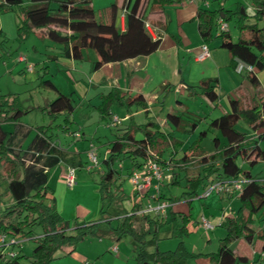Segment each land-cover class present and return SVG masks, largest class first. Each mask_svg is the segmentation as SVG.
<instances>
[{
	"label": "trees",
	"instance_id": "trees-1",
	"mask_svg": "<svg viewBox=\"0 0 264 264\" xmlns=\"http://www.w3.org/2000/svg\"><path fill=\"white\" fill-rule=\"evenodd\" d=\"M1 1L3 3L0 4V11L14 10L18 16L19 34L27 36L33 29L44 28L46 37L60 46L62 55L72 59H80L83 49H92L97 57L92 63L93 68H98L104 63L149 54L159 44V33L155 31L156 36L153 38L144 27L145 20L139 10L141 0L125 1L122 30L116 25L114 3L109 5L108 16L104 20H96L91 0ZM175 1L179 0H150L149 9L161 10L165 5ZM251 3L253 6L251 14H248L241 4H237L234 11L225 9L221 5L216 9L198 7L195 14L196 28L203 43L207 44L214 38L218 39L219 46L229 53L232 67L234 58H238L251 64L255 70H260L264 67V26H258L256 22L244 23V21L249 17L255 21L264 18V0H251ZM219 18L226 23L234 18L238 30L236 40L231 39L228 31L216 34V21ZM254 69L252 72H245V77L256 93L258 81ZM197 88L208 100L213 101L217 98L216 84H212L211 80H201ZM120 98L119 93L112 91L104 95L96 107L98 112L108 115L107 109L110 103ZM138 98V95L134 96L131 101ZM257 100L256 104L243 108L237 99H228L229 111L211 118L208 122V127L215 128L225 139V143L219 145L217 137H213L212 141L217 151L198 160L199 164L206 160L218 161V167H213L209 163L202 167V174L200 172L185 178L188 189L186 194L195 198L198 196V186L204 189L207 177L216 171L219 173L218 178L244 177L237 194L240 206L234 216H225L222 219L220 225L226 233L212 253L192 254L186 251L181 236L186 230L185 223L190 219L186 214L171 210L175 198L169 200L171 204L163 216L143 214L145 228L143 227L141 231L134 228L131 213L122 214L115 210L108 212L119 176L118 170L113 168V163L126 158L131 170L140 169L149 156L158 160L156 150L166 149L163 133L149 120L140 125L132 124L110 143L108 156L102 160L103 168L99 176L100 212L102 217L105 213L106 217L116 220L115 226L109 230L111 236L119 239L126 233L130 234L131 253L135 264H191L190 259L198 256L207 257L212 264L245 263L247 257L235 253L229 247V243L238 238H242L248 245L253 244L256 238H260V252H264V233L253 230L251 218V215L264 204V146L259 144L261 139L264 140V94L262 93ZM70 105L69 97L60 95L48 103L47 112L51 118H54L60 112H69ZM19 112L24 113L26 110L21 108L15 97H2L0 180L6 181L3 195L8 202L0 206V232L8 227L10 235L23 234V226L39 225L41 234L33 237L34 245L30 256L33 259L32 264H48L55 258L54 254L57 250L64 249L69 255L83 237L96 235L98 221L75 220L71 227L73 232L68 233L66 231L69 223L58 213L53 200L52 203H44L47 192L45 186L47 169L58 161L65 162L70 167L80 166L81 163L77 160L76 152L62 149L50 141L49 134L46 133L51 129L49 125L36 127L31 138L28 139L31 128L18 120L16 115ZM166 118L175 122L180 117L175 113L167 112ZM240 118L250 128L261 130L257 136L248 137L244 131L235 128ZM4 123H10L11 128L5 129ZM135 130L140 131L141 137L138 139L131 134V131ZM158 144L160 146L157 148ZM239 157L248 161L249 166L254 159L261 160L262 177L260 179L250 177L248 170H242L237 163ZM105 202L108 203L104 205ZM177 218L182 221V225L178 228L175 226ZM163 223L172 224V235L179 237L172 250L161 251L156 247L157 232ZM148 232L152 233V236L145 239L144 235ZM0 264L23 263L17 254L13 257H5L0 253Z\"/></svg>",
	"mask_w": 264,
	"mask_h": 264
},
{
	"label": "crops",
	"instance_id": "crops-1",
	"mask_svg": "<svg viewBox=\"0 0 264 264\" xmlns=\"http://www.w3.org/2000/svg\"><path fill=\"white\" fill-rule=\"evenodd\" d=\"M125 1L126 0H91V6L94 10L96 6V11L101 7L105 19L108 16L109 5L114 3L116 25L122 30L124 28L122 14ZM149 1L150 0H141L139 10L144 20L151 25L153 31L159 33V44L151 53L120 61L104 63L98 68H93L92 63L97 57L92 49H83L80 59H72L71 57L63 56L60 46L51 41L56 47L54 45H46V49L50 50L52 54H46V57L40 61V66L42 68L45 67V72H48L50 76L45 77L43 81H45L53 94L52 98H49L48 95L43 99L41 111L42 114L45 116L47 115L53 123H55L54 121H56L58 117H62L60 121L61 124H55V128L59 130L61 134L58 135L52 132V122L41 126L45 127L49 125L51 129L46 133L49 134L50 141L62 149L76 152L77 160L81 163L80 166L73 167L76 178L74 176V180L70 185L67 184L63 177L67 168L70 167L68 164L58 161L52 167L48 168L47 180L45 183L47 189L49 180L53 178L56 188L64 186L66 189L64 188L63 191L78 192L80 189L78 187H80L81 184L79 181L82 178V173L77 174V170L79 169L84 172L94 170L100 176L103 168L102 160L108 156L110 143L116 136L124 133L125 129L132 124L140 125L149 120L163 133L166 148H171L172 152L169 158L164 160V151H155L158 156L157 161L162 171V176L157 186L156 181L152 180L147 189L141 194L137 193L133 190L128 180V173L132 171L129 168L130 164L128 159L123 158L118 162L120 171L125 161L127 162V169L125 171V176L119 171L116 183L119 184V180H124L125 183L132 188V191L130 195L125 194L122 185L116 186L113 190V197L117 198V202L113 210L122 214L131 213L133 215L131 222L137 231H141L143 227L145 228V218L143 214H139L141 209L147 204L154 205L159 201L169 202V200H165L164 194L160 190L161 183L169 184L176 181L179 172H183L185 178L200 174V172L202 174V167L207 166L209 163H211L213 167H218V161L210 162V160H206L199 164L198 160L203 156L207 157L209 154L217 151L215 148L213 151L211 150L212 152H205L200 147L206 133L211 132L213 134H219L215 128L208 127V122L211 118L229 111L228 99H237L241 107L244 108L254 105V103L258 101L257 99L259 96L262 93L264 94V67L260 70L254 69V74L258 81V90L255 93L251 85L247 82L245 72L236 73L233 70L231 57L224 48L219 46L217 38L207 43L209 49L208 57L203 60H197L195 58L199 51L200 44L202 43L196 28L195 14L198 7L203 6L204 8H208L207 2H197L196 0L190 2L187 0L185 3L181 0L175 1L172 3L174 5H170V8L173 9L171 13L167 10V8H169L168 6L166 8L164 6L161 10H150ZM31 33L35 34L41 41L45 39L49 40L46 37L44 28L33 29L28 35ZM149 34L153 38L156 35L155 33ZM32 49L36 51L35 46H32ZM19 58L20 57H18V65H16L14 69L21 64L24 65L27 60V58H25L26 60H19ZM207 79L211 80L212 84H216L217 98L213 101L208 100L199 93V89L197 88L201 80ZM111 91L119 93L121 98L120 100H113L107 109L109 114L103 115L98 112L96 107L99 105L101 97ZM60 95L69 97L71 108L69 112H60L56 117L51 118L50 114L47 112V105L55 97ZM73 95H76V97H73ZM137 95L139 98L132 102V98ZM197 98L202 99L206 108H212V110L206 112L205 110L203 111L197 108L195 106ZM19 104L26 112L30 111L31 107H24L20 102ZM80 111L83 112L82 115ZM167 112L177 114L180 117L179 120L175 122L168 120L166 118ZM24 113L19 112L16 116L19 118V116ZM77 115H79V118H76ZM82 116L85 118L84 120H80ZM91 116L95 117L96 126L90 128V123H88L89 129L87 130L84 123L85 120H88ZM113 116L117 117L116 121H111V117ZM4 124L11 128L10 123ZM4 124L3 127L9 130L10 128H6ZM25 125L27 126V124ZM57 125H59L58 128ZM202 125L205 127L199 130L196 136H193V133ZM72 126H75L76 129L71 130ZM235 128L239 131H244L248 137L257 136L261 131L260 129H252L247 125L243 129L238 128L236 125ZM75 133L78 135H75ZM131 134L135 139L141 137L140 131L138 130L131 131ZM31 136L32 135H30L28 139H30ZM213 137L217 136L214 135ZM217 139L219 144V137H217ZM260 141L259 144L261 143ZM224 143L225 139L223 138L222 143L219 145ZM91 146L95 149L98 166L86 170L85 165L88 161L86 152ZM159 146L160 144L156 147L158 148ZM185 147H188L187 150H185ZM177 149H180V152L183 151L180 157L175 159L174 155L177 153ZM81 150L84 151V157L81 156ZM183 155H185V157H183ZM258 160L259 159H254L253 163ZM237 163L241 167V164H248V161L239 157ZM51 169L52 174H50ZM218 174V171L212 173L207 177L205 183L208 184L210 181L217 179L219 177ZM248 175L254 177L250 172ZM222 179L226 178L223 177ZM200 188V186L197 188V199L206 198L205 203L208 201L209 207H206L205 204L201 205L202 210L198 213L197 218L193 219V229H202L199 224L201 216L206 218L213 225V228L208 229L212 231V234L208 236L206 241L209 248L205 247L202 252H197L206 254L216 250L213 248L214 243L216 238L217 240L219 239L218 235L223 232V227L220 223L225 216L235 215L236 210L240 206V202L237 193L224 194L212 192L205 197H199V194L203 190ZM185 191H188L186 187ZM194 199H196V197L193 198L185 192V196H182L179 200L175 199L171 206V210L186 214L190 219L191 206L194 203ZM62 202L63 201H61L60 205H62ZM170 204L171 202H169V205ZM215 206L221 208L220 213L214 212L213 208ZM168 207L169 206L165 209V212H167ZM59 209L60 208H57L56 210L59 214L61 213V215H63V210L61 211ZM88 215L89 212H86L82 218L86 219ZM218 225L219 229H216ZM216 231L217 233H214ZM255 231L264 233L261 228ZM97 235H99V231H97ZM106 236L109 242L102 248H99L97 252L91 254L79 253L81 257H78V264H81L80 260H82L83 264H112L109 258L101 256V251L105 249L118 256L120 254L119 241L111 236L109 232H107ZM219 241L220 239L218 243ZM232 242L233 241L230 243L233 244L234 242ZM230 243L229 247L231 248ZM113 245L116 246V252L111 251ZM250 246L252 248L251 256H246L247 261L240 264H264V252H260L261 246L258 250L253 249V244ZM232 250L237 253L234 249ZM131 254L130 252V256ZM119 262L120 264H128V256L125 257V260L123 259ZM193 264L212 263L207 257L198 256L194 259Z\"/></svg>",
	"mask_w": 264,
	"mask_h": 264
},
{
	"label": "rangeland",
	"instance_id": "rangeland-1",
	"mask_svg": "<svg viewBox=\"0 0 264 264\" xmlns=\"http://www.w3.org/2000/svg\"><path fill=\"white\" fill-rule=\"evenodd\" d=\"M24 1V0H23ZM183 2H187V0H181ZM197 2H201L202 0H196ZM208 3L209 9H216L221 5L225 9H229L231 11H234L236 9L237 4H241L245 11L248 14H251L253 11V6L251 3V0H220L221 2L218 3L217 0H204ZM170 5H174L172 3L165 5V8H167L168 11L172 13V8H170ZM100 6V5H99ZM203 7V6H201ZM95 6V18L96 20H104V15L101 11V7L96 11ZM256 22L258 26H264V18H261L257 21H255L252 17H249L248 20L244 21V23H254ZM20 24V20L18 19V16L16 15L14 10H7V11H0V100L2 97L6 96H12L15 97L18 102H20L24 107H31L30 111L21 114L18 118V120L23 123L27 124V126L31 127V131L29 133V136L32 135V133L35 131V128L37 126L48 124L50 121L49 117L42 114V106H43V99L49 95V98H52V91L50 88L46 85L45 81L43 79L45 77H50L48 72H45V67L42 68L40 66V61H42L46 56V54L50 55L52 54L50 50L46 49V45H56L52 43L51 41L45 39L44 41H41L40 38H38L35 34L31 33L28 36H23L19 34L17 31V27ZM227 31L231 37V39L234 41L236 40L238 36V30L236 26V22L234 18H231L227 21ZM32 46L36 47V51L32 49ZM18 57L27 58L24 65L17 66L16 69L14 67L18 65ZM28 66H30L28 68ZM22 67V70H21ZM24 67V68H23ZM26 67V68H25ZM45 73V74H44ZM54 76V75H53ZM73 97H76V95H73ZM255 102V101H254ZM256 104V102L254 103ZM40 106V107H39ZM195 106L201 110H205L206 112L211 111L212 108H206L204 105L202 99L197 98ZM82 115V111H80ZM116 112V111H115ZM78 114V113H77ZM118 114V113H117ZM217 114V113H216ZM76 115V114H75ZM43 116V117H42ZM79 115L76 116V118ZM215 116V115H214ZM80 120H84L85 118L82 116L80 117ZM62 117H58L55 123H51L52 126V132L55 134L60 135L61 132L55 128L56 123L61 124ZM88 123H90V128H94L96 126L95 117L91 116L88 120H85V128L88 130ZM5 125V124H4ZM77 125V124H76ZM238 128L243 129L246 124L245 122L240 118L236 124ZM6 128H10V126L5 125ZM205 126H201L198 130H196L193 133V136H196L198 131L203 129ZM55 129V130H54ZM76 129L75 126L71 127V130ZM216 135L220 139V143H222L223 138L219 134H213L211 132L206 133L205 138L203 139L201 143V149L205 152H210L215 149L213 143H212V137ZM260 145L264 146V140L261 139ZM188 147H185V150H187ZM177 153H175L174 158L178 159L182 153L180 152V149L176 150ZM211 151V152H212ZM81 156L84 157V151L81 150ZM172 150L171 148H166L164 150V156L163 159L167 160L169 158V155L171 154ZM239 161V158H237V162ZM88 162V161H87ZM86 162V164H88ZM127 167V162L125 161L122 165V169L118 168V163H113V168L117 169L118 172H122L123 176L126 175L125 171ZM242 170H248L254 178L260 179L263 175V164L261 161H256L252 165L248 164H241ZM82 173V178L80 179V188L78 192H68L63 191L64 186L55 187L54 179L51 178L47 184L48 189L44 198V203H53L55 202V207L60 208L59 210H63L64 213L61 215V217L66 220L69 223V228L66 232L71 233L73 222L75 220L79 221H92L97 220L98 224V231L99 235H92V236H85L80 241H78L75 250L67 255L64 251V249H59L55 252L54 256L55 258L48 264H78V257H81L79 255L83 253H95L99 248H102L105 244L109 242L108 237L106 236L107 232H109L111 227H114L116 224V220L114 218L106 217V214L100 212V206H101V200L99 196L98 186H99V174L92 170L89 172H84L83 170H77V174ZM84 173V174H83ZM50 174H52V169ZM75 176V175H74ZM76 178V176H75ZM119 185H122L124 189L125 194H129L132 191V188L128 186L124 180H119ZM6 181L0 180V206L6 204L8 202V199H6V196L3 195L4 189H5ZM67 187V186H66ZM185 187H186V179L183 172H179L178 177L176 181H173L169 184L161 183L160 190L163 192V196L165 200H172L173 198L179 200L182 198V196H185ZM66 189V188H65ZM114 192V191H113ZM62 202V205L61 204ZM206 198L201 199H194L193 205L191 206V217L190 222L185 223V232L181 236V241L186 249L187 252L196 254L197 252H202V250L207 247L209 248V245L206 243L207 238L209 235L212 234L211 230H205V229H199L194 230L193 224L194 218H197L198 213L202 210L201 205H206V207H209L208 201L205 203ZM117 198L113 197V200L109 203V213L113 211V209L116 206ZM108 203V202H107ZM105 202L104 205L107 204ZM120 204V203H119ZM203 207V208H206ZM214 212L220 213L221 208L220 207H214ZM92 210V211H91ZM86 212H89V215L86 219H83L82 216L86 214ZM212 212V210H211ZM83 213V215H82ZM109 218V219H108ZM252 218V228L253 230H259L260 228L262 231H264V204L263 206L253 213L251 215ZM108 219V221H107ZM182 225V221L180 218H177L175 221V226L178 228ZM8 226V225H7ZM171 227L172 224H161V227L159 228L157 232V239H156V247L159 250H172L175 248L179 237H176L172 235L171 233ZM7 229L3 232L5 235L9 236L10 232ZM216 229H219V225L216 226ZM22 233L23 234H16L15 239L18 241V244L13 245L12 247H9L8 250L14 252L18 255L19 259L23 264H32L33 259L30 256L31 250L34 245V242L32 241L33 237H36L41 234V227L37 224H32L30 226L25 225L22 227ZM214 233H217L214 232ZM225 230L223 229V232L218 235L219 239H222L225 235ZM11 236V235H10ZM145 239H149L152 236V233L148 232L145 233ZM217 236V235H216ZM218 239V240H219ZM101 240V241H100ZM218 240L216 238V241L214 243V249H216V246L218 244ZM119 243V251L120 254L114 255L105 249H102L101 256L104 258H109L112 262V264H120V260H125V257L128 256V264H135V261L132 257V254L130 256L131 247H132V237L130 234H124L122 237L118 239ZM234 242V243H233ZM233 244L230 243L231 248L234 249L238 254H244L245 256H251V246L246 244L242 238H238V240H233ZM253 249L258 250L261 245V239L256 238L253 242ZM209 250V249H207ZM196 258V257H195ZM190 259V263L193 264L194 259ZM80 263H82V260H80ZM240 264V263H236Z\"/></svg>",
	"mask_w": 264,
	"mask_h": 264
},
{
	"label": "built area",
	"instance_id": "built-area-1",
	"mask_svg": "<svg viewBox=\"0 0 264 264\" xmlns=\"http://www.w3.org/2000/svg\"><path fill=\"white\" fill-rule=\"evenodd\" d=\"M190 2L192 0H189ZM3 1L0 0V4ZM216 34L219 32L227 31V23L222 19H217L216 21ZM145 29L149 32L154 34L151 25L148 22H144ZM156 36V35H155ZM209 56V49L206 43H201L199 47V51L196 54L195 58L197 60H203ZM19 60H23V58H19ZM234 65L233 70L236 73L241 72H252L253 66L251 64H247L238 58H234ZM30 66H28L29 68ZM117 117H111V121H116ZM75 135H78L75 133ZM151 155V154H150ZM86 156L88 159V164L85 165L86 170L90 168H94L98 166V160L95 153L94 147H89L86 152ZM162 176V171L159 163L153 156H149L146 161L143 163L140 169H134L128 175V180L133 187V190L137 193L141 194L145 189H147L152 180L156 181V186ZM67 184H71L74 180V168L68 167L66 173L63 175ZM244 182V177L239 178H217L215 180L210 181L204 189L199 194V197H205L210 193H224V194H233L240 191L241 186ZM169 206L168 201H159L154 205L147 204L143 209L140 210L139 214L151 213L156 216H163L165 213V209ZM200 226L205 229L213 228V225L203 216L199 219ZM18 244L14 235H5L4 233H0V253L5 257H13L15 255L14 252L8 250L9 247ZM112 252H116V246L113 245L111 247Z\"/></svg>",
	"mask_w": 264,
	"mask_h": 264
}]
</instances>
